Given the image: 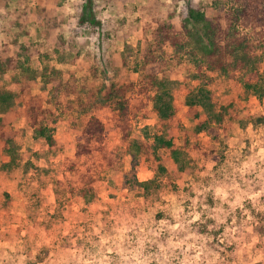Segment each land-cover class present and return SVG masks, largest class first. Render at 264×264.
<instances>
[{"label": "rangeland", "instance_id": "374dc122", "mask_svg": "<svg viewBox=\"0 0 264 264\" xmlns=\"http://www.w3.org/2000/svg\"><path fill=\"white\" fill-rule=\"evenodd\" d=\"M20 1V6L29 8L40 2L49 16L55 14L60 20L56 35L62 33L67 39L76 27L72 18L80 0H10L6 8L0 6V23L5 27L18 14L15 11ZM185 1L178 3L173 14L171 0H96L104 28L107 26L110 32V39L101 47L105 57L113 54L115 60L114 54L122 52L125 46L135 49L151 41L153 29L161 22L170 20L179 30L178 9ZM194 1H200L207 16L212 15V0ZM57 2L61 5L57 6ZM26 30L28 34L20 42H45L44 29L36 24L34 11ZM15 31L12 29V33ZM10 36L1 31L0 46ZM77 40L82 54L93 50L91 44L95 39L89 30L80 28ZM73 57L68 54L65 63L52 64L64 73L75 71L76 78H81L87 61L82 55L75 63ZM34 67L39 69L37 64ZM169 75L178 84L173 97L176 118L182 126L173 131L175 145L182 147L188 140L183 160L194 166V172L211 180L214 164L202 155L209 145L208 138L205 134L193 136L195 121L185 105L187 93L198 82L188 64L176 66ZM211 77L214 99L229 105L232 116L221 129L217 145L225 158V167L222 176L211 180L207 189L194 191L191 199L186 193L193 185L189 171L177 175L178 191L161 193L159 201L145 199L142 191L126 184L125 179L134 177L145 182L152 178V172L143 163L132 171L130 157L124 156L119 170H106L96 159L81 162L77 169L93 164L98 171L96 199L86 202L65 193L62 185L58 187V205L54 183L68 181L77 185L75 175L67 172L66 167L74 159L81 123L75 122L79 119L69 117L63 108L55 126L56 145L49 149L33 142L23 108L18 106L20 116L10 127L19 134L18 162L11 172L0 170V264H264V123L253 128L245 122L252 115L264 116V99L261 104L248 95L239 75L233 79ZM137 79L136 75L127 77L129 82ZM8 81V77L4 79L5 84ZM31 94L45 95L40 83ZM127 99L132 110L131 139L143 140L144 131L156 133L158 119L149 99L135 93H129ZM96 115L108 131L109 149L124 152L110 112L102 110ZM160 155L164 164L176 172L167 154ZM7 161L0 148V166ZM3 193L10 200L6 201ZM205 194L212 197L213 207L202 199ZM157 212L165 216L157 220ZM205 230L208 234H204ZM215 234L217 244L213 241Z\"/></svg>", "mask_w": 264, "mask_h": 264}, {"label": "trees", "instance_id": "16d2710c", "mask_svg": "<svg viewBox=\"0 0 264 264\" xmlns=\"http://www.w3.org/2000/svg\"><path fill=\"white\" fill-rule=\"evenodd\" d=\"M9 1L0 0V6L6 8ZM180 1L171 0L173 14ZM18 3L19 9L15 11L18 14L12 17L9 25L5 27L0 23V32L11 35L6 44L0 46V148L8 158L0 166L2 172H11L18 162L19 134L10 127L20 116L17 110L20 106L26 125L32 131L33 142H40L49 149L56 145L55 126L63 108L69 117L79 119L75 122L81 123L74 159L66 167L67 172L75 175L77 185H70L68 181L54 183L58 205L61 202L58 187L62 185L65 193L77 195L86 202L96 199L100 176L93 164H83L77 169L84 160H99L106 170L121 169L124 156L130 157L132 171L140 163L145 164L152 172L150 180L138 182L134 177H126L125 183L139 188L145 199L155 201L160 200L163 192L178 191L176 177L185 171L193 177V185L186 190L189 199L194 197V191L207 189L211 180L222 176L225 158L218 152L217 145L221 129L232 116L229 105L219 104L214 99L211 76L231 79L241 76L245 92L262 104L264 0H212L211 16H207L200 1L186 0L178 9L179 30L170 20L161 22L153 29L151 41H145L135 49L125 46L122 52L114 54L115 60L113 54L105 57L101 50L110 39V32L107 26L104 28L96 0L77 3L72 18L76 27L67 39L62 33L55 34L60 20L55 14L49 16L40 2L33 8L20 6L21 1ZM33 11L36 24L44 29L42 39L45 42H20V38L28 34L26 24ZM80 28L89 30L95 39L91 44L93 50L83 54L77 40ZM12 29L16 31L12 33ZM68 54L74 55L72 61L75 63L82 55L87 61L81 78H76L75 71L64 73L52 64L54 61L65 63ZM35 64L39 69L34 67ZM183 64L191 67L198 82L187 93L185 105L195 121L193 136L205 134L208 138L209 145L202 155L214 164L211 180L194 172V166L183 160V151L189 147L188 140L182 147L174 142L173 131L182 126L176 118L173 97V89L178 84L171 80L169 71ZM130 75H136L137 81L129 82L127 77ZM7 77L9 81L5 84ZM38 83L44 96L31 94ZM129 93L148 98L158 119V131L154 134L144 131L143 140L131 139ZM102 110H108L113 116V128L120 134L124 152L109 149L108 131L96 115ZM245 122L256 128L264 123V116L252 115ZM160 152L167 154L176 172L164 164ZM3 197L10 200L7 194L3 193ZM202 199L207 206L213 207V199L208 194L202 195ZM2 209H6L5 205ZM164 216L157 212L155 218L161 220ZM201 218L204 219L203 215ZM212 226L215 227V223ZM204 234H208L207 230ZM217 238L215 234V244Z\"/></svg>", "mask_w": 264, "mask_h": 264}]
</instances>
